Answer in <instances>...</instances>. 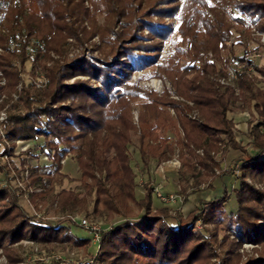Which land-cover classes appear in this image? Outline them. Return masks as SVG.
Masks as SVG:
<instances>
[{"label": "trees", "instance_id": "trees-1", "mask_svg": "<svg viewBox=\"0 0 264 264\" xmlns=\"http://www.w3.org/2000/svg\"><path fill=\"white\" fill-rule=\"evenodd\" d=\"M88 1L86 5L84 0H0V70L7 78L8 91L21 82L17 98L6 107L1 121L4 135L30 139L42 135L41 148L50 154L57 170L64 155H74L79 183L76 189L61 187L56 191L58 209L63 213L83 209L86 215L117 216L99 230V264H221L219 250L224 254L222 264H264V187L246 179L264 177V87H259V77L248 76L245 68L236 74L238 92L215 77L219 70L216 61L224 63L230 52V22L220 7L234 4L251 14V20L258 19V28L264 31V0ZM181 1L183 17L173 37V50L154 65L160 38L166 37L172 27L151 15L173 14ZM98 11L106 13L108 23H93ZM231 17L249 26L242 17ZM88 18L90 25H83ZM118 19L121 27H112ZM96 29L104 44L98 54L78 50L69 58L63 55L70 43L67 36L88 39ZM240 35L249 37L244 29ZM207 48L215 51V60L200 59L201 49ZM219 48L226 57L219 55ZM241 57L242 53L237 58ZM146 67L150 70L142 76H164L172 87L156 92L129 81L134 70ZM256 68L264 80V64ZM24 69L35 76L42 71L44 85L34 79L24 81L20 74ZM78 74L87 76H75ZM70 76L75 77L69 80ZM251 102L260 114L248 128L252 152L240 145L228 115ZM131 108L137 110L135 121ZM191 109L196 110L195 116L189 115ZM133 134L145 169L150 159L168 156L173 142L178 145L181 165L176 176L182 198L204 182L209 185L212 168L220 164L213 154L226 150L220 147L221 140L240 148L234 159L239 163L234 173L238 180L237 208L224 211L228 193L223 190L200 198L201 211L181 218L164 205L151 204L149 180L143 184V195L137 197L135 170L127 147ZM223 170L231 171L227 167ZM36 175L32 181L37 184L61 181L64 176L49 172ZM15 188L0 184V245L24 237L40 244L79 245L89 241L88 236L71 233L69 225L25 209ZM196 216L215 231L195 228ZM218 225L225 230L220 237L215 229ZM245 241L262 247L255 255L240 260L235 249ZM28 264L83 263L34 258Z\"/></svg>", "mask_w": 264, "mask_h": 264}, {"label": "rangeland", "instance_id": "rangeland-1", "mask_svg": "<svg viewBox=\"0 0 264 264\" xmlns=\"http://www.w3.org/2000/svg\"><path fill=\"white\" fill-rule=\"evenodd\" d=\"M84 3L88 5L90 2L88 0H84ZM182 1L178 4L176 11L173 14H166L163 16H159L156 14L151 15L154 20H161L163 22H167L171 24V31L168 33L166 37L161 39V46L158 50V59L155 60L154 65L164 59L167 58L171 51L173 50L174 42L173 37H175L178 28L180 26V21L183 17L182 10H180V6ZM220 9L224 13L225 18L228 22H230L228 36H229V45L230 52L229 56L226 57V53L222 48L218 49L219 55L222 57L225 56L227 59L223 63L222 61H216V66L219 70H217V74L215 73V77L219 80L220 84L228 85L232 87L233 91L238 92V77L236 75L235 79L229 80L226 76V72L228 71V67H230L233 61L238 60V55L248 53L252 56L250 59L253 61V65L251 68H245V73L253 78L259 77L257 80V85L259 87H264L263 76H261V72L256 68L257 65L264 64V40L261 39V35L258 32L260 30L258 28L259 20H251L249 13L243 11L242 9L236 7L234 4H230L228 7L221 6ZM210 15L212 13L208 11ZM93 23L95 25L103 24L105 20L108 23L109 17L106 16V13L103 11H98L94 13ZM231 15H238L242 17L245 21L249 22V26H246L244 23L237 21L232 18ZM108 18V19H107ZM264 20V17L261 18ZM91 18L83 20L82 24L85 26H89ZM114 28L121 27L120 19H118L115 24L112 26ZM246 30L248 32L249 37H244L240 35L242 30ZM146 31V29H144ZM108 35L112 36L113 32H109ZM67 40L70 42L68 47L64 49L63 55L66 58H69L76 51L81 50L83 54H98L99 48H102L104 45L100 40V31L96 29L93 34H91L88 39L81 38L77 39L74 36H67ZM0 51H2V47L0 46ZM51 55L53 57L58 58V54L56 52H52ZM63 57V56H62ZM200 59L205 61L207 60H215L216 55L215 51L207 48L201 49ZM28 61L24 64V67L27 69ZM233 66V65H232ZM216 67V68H217ZM221 68V70H220ZM26 69L21 70L20 74L24 81L32 80L39 84L44 85V74L43 72H39L38 76H35L28 72ZM150 70L149 67L134 70L132 74H130L129 81L135 82L138 86L145 87L147 89L154 90L156 92H160L162 88L170 89L172 87L170 80L166 77H158V76H142L144 72H148ZM77 77H86L87 75L78 74L75 75ZM75 76H70L68 79H72ZM224 76L226 78V82H221L220 77ZM6 77L0 70V86L2 89L0 90V184H10L15 186V189L19 190L18 199L19 203L27 210L32 212L38 217L43 219H47L49 221H59V223L67 224L70 227L71 233H75L78 236L84 235L89 237V241L85 244H69L65 242H55V243H46L40 244L36 241H33L29 238H21L17 240V242L7 243L6 245H0V264H28L34 258H40L44 261L50 258H63L69 259L73 261H79L83 264H99L97 263V246L93 244V240L91 239L90 233L85 229V226L81 225L75 219L79 217H84L85 220L95 223L99 226V230L107 226L109 222L113 221L115 217H105L98 213H91L86 215L83 209H75L70 212L63 213L58 209L57 201L58 197L56 195V191L59 188H73L76 189L78 186V174L80 173L79 167L76 163V158L72 153H67L60 160V168L57 170L53 167L52 157L48 154L41 146L44 143L43 136L40 134H36L33 139L30 138H20V137H6L4 135V128L2 127L1 121L5 117L6 107L17 98V92L20 91V80L17 81L14 85V88L11 91H8V86H6ZM155 80H158L160 83L158 86H154L153 83ZM33 81V80H32ZM94 82V80H91ZM251 102L250 106L244 107L242 109H234L228 113L230 118L233 121V129L234 134L240 145L248 149V151H254L252 146H250V139L252 137L249 135L248 128L251 123H253L260 114L256 110V107ZM170 111L173 113L174 110L172 107H169ZM133 111L132 119L136 120L137 110L135 108H131ZM190 116H195L196 110L191 109L189 112ZM159 129V128H157ZM181 133V130L179 128ZM172 134V132H171ZM223 137L224 134L222 133ZM132 141L128 143L127 147L131 153L130 164H132L133 169L135 170V181L136 185L134 186V192L137 197L143 195V184L148 181L153 183L161 182V178L163 179L162 184L159 186V191L164 193L173 192L176 194V197L173 201H165L159 198L155 191L152 189L151 191V204L153 206L164 205L169 209L170 213L178 214L182 217L189 216L191 212L199 213L201 211V203H199L200 198H209L210 196L217 195L226 190L227 200L224 203V211L228 212L232 209L237 208V200H236V182L238 181L236 175L234 173L237 172L238 162L234 160L238 153H241L240 148H235L225 143V139L221 140L220 147H226L225 152L222 149H219L213 154L215 159L220 161L219 165H215L212 168V177L207 185V182L202 183L198 188L193 191H190L184 198H182V194L178 190V180L176 176V170L181 165L180 162V151L181 149L178 145L173 142L172 143V151L168 156L157 159L156 161L149 160L147 169L144 168L143 164L140 161V155L136 148V137L134 134L132 135ZM197 151L202 152V148H197ZM226 167L231 170L230 172H223V169ZM151 171H150V170ZM149 171V173H148ZM49 172L50 175H56V173H61V181H43V184H37L33 182L32 179L36 174H44ZM149 174V175H148ZM160 174L162 175L160 177ZM148 175V176H146ZM248 182L253 183L255 186L264 187V177L260 180H254L250 177H246ZM39 183V182H38ZM42 193L44 196H39L34 193ZM30 193H32L30 195ZM80 194V192H79ZM205 206V204H203ZM89 208V203H88ZM173 222H175L176 218L174 216L170 217ZM195 228H200L202 231H215L213 230V226L209 223H205L199 216H196L195 220ZM218 232V237H220L225 230H223L222 225H218L215 228ZM233 234L230 232V236ZM261 244L251 243L250 241L242 242L241 245L236 247V253H238V257L240 260L244 259L247 255H255L260 249ZM219 254L217 256L219 262L223 263L224 254L221 250L218 251ZM226 260V259H225Z\"/></svg>", "mask_w": 264, "mask_h": 264}, {"label": "built area", "instance_id": "built-area-1", "mask_svg": "<svg viewBox=\"0 0 264 264\" xmlns=\"http://www.w3.org/2000/svg\"><path fill=\"white\" fill-rule=\"evenodd\" d=\"M261 35V39L264 40V31L262 30H258V32ZM252 55L248 54V53H243L241 59H238L236 61H233L230 67H228V71L226 72V76L229 80L235 79L236 78V74L237 71H239L241 68H251L252 65L254 64L253 61L250 59ZM221 82H226V78H224V76H221L220 78ZM160 183H153V185L151 186V189L153 191H155L156 195L161 198L162 200L167 201H173L174 198L176 197V194L173 192H169V193H164L159 191V185ZM77 222H79L81 225L85 226V229L90 233L91 235V239L94 241L93 244H95L97 246L98 242H99V226L95 223H91L87 220L84 219V217H79L78 219H75Z\"/></svg>", "mask_w": 264, "mask_h": 264}, {"label": "bare ground", "instance_id": "bare-ground-1", "mask_svg": "<svg viewBox=\"0 0 264 264\" xmlns=\"http://www.w3.org/2000/svg\"><path fill=\"white\" fill-rule=\"evenodd\" d=\"M159 83H160V82H159L158 80H155L154 83H153V85H154V86H158Z\"/></svg>", "mask_w": 264, "mask_h": 264}, {"label": "crops", "instance_id": "crops-1", "mask_svg": "<svg viewBox=\"0 0 264 264\" xmlns=\"http://www.w3.org/2000/svg\"><path fill=\"white\" fill-rule=\"evenodd\" d=\"M162 175L160 174V177H161ZM161 182H159L160 184L159 185H161L162 184V182H163V179L161 178V180H160Z\"/></svg>", "mask_w": 264, "mask_h": 264}]
</instances>
